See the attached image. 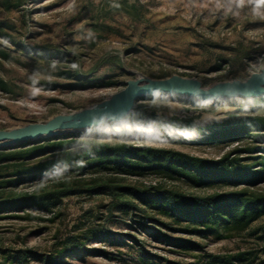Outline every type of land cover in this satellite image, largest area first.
<instances>
[{"label":"rangeland","instance_id":"rangeland-1","mask_svg":"<svg viewBox=\"0 0 264 264\" xmlns=\"http://www.w3.org/2000/svg\"><path fill=\"white\" fill-rule=\"evenodd\" d=\"M263 65L264 0H0V130L91 107L139 76L180 75L209 87L244 80ZM262 101L249 110L253 100L199 106L160 96L141 99L137 107L158 136L163 134L156 131L158 122L165 119L195 129L236 112L238 118L264 123ZM262 137L264 128L239 141L149 137L145 144L207 162L235 160L257 171L260 161L253 158L264 151L243 150L264 148ZM80 142L93 141L82 136ZM75 179L81 193L65 198L51 213L0 211V264H209L212 258L264 264V215L244 230L204 236L183 231L185 224L139 201L84 192L99 182L196 197L231 189L195 187L162 171L80 172ZM245 189L264 195V182L238 190ZM124 202L135 208H123ZM161 232L191 243H167ZM65 250L69 253L62 256Z\"/></svg>","mask_w":264,"mask_h":264},{"label":"trees","instance_id":"trees-1","mask_svg":"<svg viewBox=\"0 0 264 264\" xmlns=\"http://www.w3.org/2000/svg\"><path fill=\"white\" fill-rule=\"evenodd\" d=\"M160 96H148L154 99ZM263 98L253 100L252 106L262 103ZM199 106H220L222 103H197ZM229 113L228 118L209 126L195 129L174 119L159 121V128L151 132L152 123L137 107L122 124L87 133H73L44 138L10 148L0 149V211L2 209H30L51 213L67 197L79 195L80 179L75 175L84 173H111L113 175H137L149 171L167 172L178 175L189 185L206 188L220 186L224 190L203 197L189 196L182 192L162 187L130 188L99 182L90 190L91 194L111 193L115 198L127 197L139 201L143 207L158 208L179 224L183 231L204 236L244 230L264 215V195L248 190H238L242 185L251 187L264 182V156H257L260 170L240 166L235 160L207 162L186 154L163 151L146 145L147 138L161 141H202L204 143L239 141L264 128V123L253 118H238ZM159 133V132H158ZM85 136L93 142H80ZM151 138V139H152ZM207 140V141H206ZM260 142V141H259ZM137 143V144H136ZM264 144V137H262ZM248 149L247 153L264 151ZM241 151V150H238ZM242 151V152H243ZM61 171L59 178L55 177ZM214 184H216L214 186ZM27 186L28 191L24 187ZM19 187L18 192L13 188ZM84 187V186H82ZM133 203V202H131ZM123 208L133 207L124 202ZM160 238L167 243H191L172 238L166 232ZM79 247V246H77ZM66 250L62 256L66 255ZM230 264L212 258L209 264Z\"/></svg>","mask_w":264,"mask_h":264},{"label":"water","instance_id":"water-1","mask_svg":"<svg viewBox=\"0 0 264 264\" xmlns=\"http://www.w3.org/2000/svg\"><path fill=\"white\" fill-rule=\"evenodd\" d=\"M148 96L179 97L213 104L248 102L264 98V65L244 80H230L206 87L195 78L171 75L161 79L143 76L128 80L123 89L108 99L72 113L48 120L0 130V149L73 133H87L122 124L134 112L139 100Z\"/></svg>","mask_w":264,"mask_h":264},{"label":"clouds","instance_id":"clouds-1","mask_svg":"<svg viewBox=\"0 0 264 264\" xmlns=\"http://www.w3.org/2000/svg\"><path fill=\"white\" fill-rule=\"evenodd\" d=\"M54 175L56 178H59L62 175V172L58 170Z\"/></svg>","mask_w":264,"mask_h":264}]
</instances>
